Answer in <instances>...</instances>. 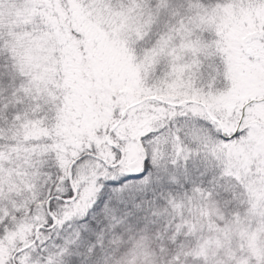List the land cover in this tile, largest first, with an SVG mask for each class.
<instances>
[{"label":"snow or ice","instance_id":"obj_1","mask_svg":"<svg viewBox=\"0 0 264 264\" xmlns=\"http://www.w3.org/2000/svg\"><path fill=\"white\" fill-rule=\"evenodd\" d=\"M0 264H264V0H0Z\"/></svg>","mask_w":264,"mask_h":264}]
</instances>
